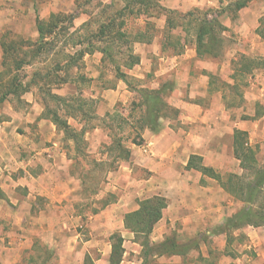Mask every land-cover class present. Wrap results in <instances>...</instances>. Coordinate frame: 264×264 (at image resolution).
Here are the masks:
<instances>
[{
    "label": "rangeland",
    "instance_id": "obj_1",
    "mask_svg": "<svg viewBox=\"0 0 264 264\" xmlns=\"http://www.w3.org/2000/svg\"><path fill=\"white\" fill-rule=\"evenodd\" d=\"M202 1L207 2V5L198 7V0H173L171 2L186 7L185 10L176 9L173 11L185 14L189 10H191L190 12L199 10L200 14H208L207 18L216 20L227 28L222 36L221 57L216 59L208 57L198 58L199 60L192 62L190 68H187L189 69V79L184 75L185 73L179 76L183 93H176L175 86L174 88L172 86V92L165 93V101L168 105L174 107L173 105L177 103L178 98L182 95L184 102L205 107V110H208L206 114L210 113L212 116L218 117V120L223 123L222 128L224 129L227 126V129L225 128L219 133L222 148L219 166L222 171L218 173L225 179L233 174L243 178L248 177V181L254 182V176L247 174L241 169L240 161L234 157L231 149H228L230 147V145L228 146V138L233 135L232 128L238 130L237 127H234L235 122L250 123L251 125H248L247 129L250 134L251 148L257 152L259 165L264 167V40L256 33L260 27L261 19L264 18V0H257L251 3L247 8L240 11L236 17L228 10L229 6L234 4L236 0ZM166 2L169 1L161 0V4ZM123 6L124 4L121 0H0V48L3 40L7 43L16 42L18 45L22 41L35 44L39 39L36 25L37 17L41 21L49 22L52 16L56 15L65 23L61 26L67 28V31H57L55 35L47 39L51 43L52 41L55 42L54 50L51 53H45L33 66L26 67L19 73L20 80L28 83L35 72L40 71L46 74L49 70H53L54 64H57V62L64 65L67 54L74 53V50L82 48L78 46L73 49L74 43L78 42L80 38H82L84 42L83 48H85L89 43L86 41L87 38L90 34L97 31L99 26L97 22L108 16H114ZM19 7L23 9H19ZM124 21V30L130 34V39H133L137 32L144 31L145 22L148 21L155 26L154 30L150 27L148 29V31L150 30L149 34L151 33L157 39L154 46H160L162 42L166 43L165 17L147 19L145 16L128 15L124 18ZM180 30H175L172 33L173 37L179 36ZM190 30L188 29V31ZM188 41V48L195 49L193 39L190 37ZM92 42L95 46H104L97 41L93 40ZM133 48L134 52L139 55L142 51H145L146 47L134 44ZM126 49V47H123L122 52L126 51ZM24 50H20L21 55L22 52L23 54L25 53L27 55L26 59L30 60L31 51L34 48L26 47ZM0 51V55L3 58L2 49ZM165 51V56L174 53V50L167 48L166 44ZM241 57L261 62L260 68L254 70L248 76L246 83L232 79L234 74L233 62L239 58L241 59ZM123 58V56L117 54L116 60L123 65ZM97 60L94 58L84 59L79 64L80 70H73L70 73V77H66V72L59 74L61 77H66L68 84L57 86L52 83L48 87L53 94H58L64 98L73 96L78 100H93L89 104L91 108H88L90 119L82 123H84L85 129L90 134L94 133L93 127H98L99 132L97 131L96 134L108 137V139L102 136L96 137L98 140H103L101 142L104 143L100 148L95 147L92 149L91 143L84 141L85 136L84 140L80 141L77 149L70 150V157L79 160L83 164L82 168L76 167L73 171V174L81 178V182L84 184L82 199L74 204L73 209L71 208L70 210L75 214V217L77 215L81 218L78 221L71 218L66 220L56 218L49 222L40 221L39 226H43L44 231L38 229L37 236H34V238L31 236V249L21 254H11V260L8 264H102L103 252L101 250L106 247L108 236L110 239L113 234H117L112 232L114 228L111 224H108L107 227L104 226V220L96 219L106 200H111L113 203L118 197L110 194L103 197L105 199L102 200V185L106 183L108 172L117 170L118 163L123 159L120 156L119 143V146L126 150L131 144H142L141 136L144 130H142L139 120L143 111L139 108V95L131 91L130 88H127L129 93H124L126 95L125 101H118L112 110L106 91L116 87L119 82L116 79L114 66L108 60L99 65L96 63ZM149 66L151 72H143L146 77L142 81L135 77L136 70L130 73L128 72L129 70L122 68L125 73L130 74L129 84H131V88L136 90L142 88V86L147 89L157 88V83L160 82L157 71L161 67V57L153 58ZM204 68L212 70L214 77L208 78L209 88L204 95L205 97L198 95L191 100L189 97L192 90H195L196 83L198 89L203 86L198 77L204 72L208 73L204 71ZM3 72L4 69L1 67L0 79L3 78ZM7 80L9 78L5 77L3 83L7 82ZM172 82L174 81L162 80L161 86ZM191 82L192 84H190ZM32 93L35 100L43 105L42 101L45 97L39 92L38 88L32 89ZM200 94H204V92ZM48 102L52 108L56 105L50 101ZM228 105H230V109H226ZM5 106L6 104H3L0 107V120L6 118L4 113ZM20 108L26 109L23 102H20ZM181 113L180 111L181 116L179 115L178 118L162 120L161 124L170 122V127L177 131L180 128L179 119L182 117ZM59 114L63 118H67L63 107H60ZM198 114L200 113L198 112ZM200 116L202 117V115ZM253 119L259 120L252 125ZM69 120L70 118H68ZM79 121L77 120L75 123L70 120V123L77 129H81V125L78 124ZM183 126L187 128L186 125ZM186 131H188V128ZM59 135L62 147L68 150L69 142L66 140L65 135L63 133H59ZM212 143L214 142H211V140L207 141L208 146H212L210 145ZM89 149L92 152L91 154ZM133 175L137 178H142L150 174L138 171L134 172ZM211 184H214V182ZM21 195L24 197V194L21 193ZM227 203V200L224 201L226 208L229 207ZM242 207L243 204L239 202L236 210L239 211ZM29 227L32 228V225H29ZM102 228L104 229V234L101 231ZM246 229L241 233L235 234V242L230 247L231 253L235 255L234 257L226 255L224 249L219 250L218 244L225 240L224 236H212L214 238L209 239V241L214 243L215 247L210 248L213 253L206 261H200L198 253H193L185 260L177 258L168 261V264H228L230 261L233 262L231 264H243L246 260L254 263L258 258L253 251L248 250L249 239L244 240V243L240 244V237H237L238 234L247 236ZM106 230H109V235H107L108 232ZM176 234L180 235V233ZM201 236H206L205 231L197 234V237ZM135 248L127 244L126 251L128 256L123 260L126 264H138L139 255L136 257L131 252Z\"/></svg>",
    "mask_w": 264,
    "mask_h": 264
},
{
    "label": "crops",
    "instance_id": "obj_2",
    "mask_svg": "<svg viewBox=\"0 0 264 264\" xmlns=\"http://www.w3.org/2000/svg\"><path fill=\"white\" fill-rule=\"evenodd\" d=\"M168 1L162 4L168 10L186 9V7L174 2L175 6L171 2L173 0ZM197 3L198 7L207 5V2L202 0H198ZM19 9L23 8L19 7ZM188 32V30H180L183 38ZM156 40L154 39L152 44H138L146 47L145 51L139 55L136 54L140 57V64L128 72L133 73L136 70L135 77L142 81L146 77L143 72H151L149 65H151L153 58L161 57V67L157 71L160 82L157 83L156 89L151 88V90L160 89L162 80L174 81L172 83H175L173 85L175 92L181 94L183 90L179 76L185 73L184 75L188 78L189 69L187 68H190L192 62L199 60L196 45L194 44L195 49L186 47V51L181 55L165 56L164 43L162 42L160 46H154ZM85 57V60L88 58L98 59L96 63L99 65L105 62V57L100 52ZM2 61L3 58L0 55V68ZM204 71L208 73L204 72L198 77L203 86L198 89L196 83L195 90H192L189 97L191 100L198 95L205 97L204 95L208 91V78L214 74L209 68H204ZM126 74L130 75L129 73ZM118 82L116 87L106 91L112 110L118 101H125L126 95L124 93H129L127 84L120 80ZM200 90L204 94H200ZM183 98L180 95L177 103L173 105L182 112V117L179 119L180 128L174 131L170 127V122L165 123L163 121L164 123L161 124V129L158 132L145 129L141 136L142 144H131L127 148L130 151L128 159H121V162L118 163V169L109 171L106 183L102 185V200L105 199L103 197L110 194L118 197L112 204L105 208L102 207L96 219L104 220V226L108 227V224H111L114 228L112 232L123 237L125 248L123 260L128 256L126 247L127 244H130L131 247H136L131 252L136 257L139 255L138 264L143 263L140 258L142 249L135 242V235L125 228L124 218L128 213L139 209V201L156 196L165 198L168 207L151 236L154 243H162L166 237L175 233H180L177 236L186 241L197 237L199 232L205 231V234H208L207 241L202 242L199 249L191 254L198 253L200 261H206L213 253L210 248L215 247V244L209 241V239L214 238L212 236H224L225 240L221 241L218 247L219 250H226V236L217 235L215 230L238 212L236 208L239 202H233V198L221 188L218 182L204 177L200 172L193 169L187 170V166L191 157L197 156L202 158L204 167L212 168L217 173L221 172L219 158L222 148L219 133L225 128L227 129V126L223 129V123L218 120V117L212 116L210 113L206 114L208 110H205V107L186 103ZM20 102L24 103L26 109L20 108ZM5 104L6 118L0 120V190L4 196L0 199V264L10 263V255L13 253L21 254L31 249V236L34 238L38 234V229L43 230V226H39L40 221L49 222L56 218L59 220L71 218L78 221L81 217L77 215L75 217V214L70 210L73 209L74 204L81 201L82 188L84 187L81 178L73 174L74 168L83 167L79 160L70 157V150L76 149L74 142L68 141V150L62 147L59 135L61 132L50 120L42 118L44 105L35 100L32 91L24 94L20 100L10 96ZM70 120L77 122L71 118ZM70 120L69 125L72 126ZM258 120L253 119L252 125ZM78 124L81 125V129L72 127L80 132L85 126L80 121ZM183 125L187 126L188 131ZM248 125L251 124L243 123V121L234 123L235 128L237 127L238 130L247 134V144L251 147ZM93 128L94 133L90 134L87 131L84 141L90 142L92 149L100 148L104 142L96 137L102 136L105 139L108 137L98 136L96 134L98 127ZM234 132L235 129L232 128L233 135L228 138V146L230 145L228 149H231L233 155ZM208 140L214 142L210 144L212 146L207 145ZM89 153H92L91 150ZM138 171L150 175L137 178L133 173ZM213 182L214 184H211ZM21 193L24 194V197ZM226 200L229 206L227 208L224 204ZM29 225H32V228ZM101 231L104 234L103 228ZM106 231L109 235V230ZM245 232L250 243L248 250L253 251L258 259L254 263L246 260L243 264H264V227H247ZM107 239L106 247L101 250L103 252L102 264H108L111 254L109 236ZM177 258L186 259L163 257L158 259L155 264H168V261ZM231 263L233 262L230 261L228 264ZM121 264L126 263L122 261Z\"/></svg>",
    "mask_w": 264,
    "mask_h": 264
},
{
    "label": "trees",
    "instance_id": "obj_3",
    "mask_svg": "<svg viewBox=\"0 0 264 264\" xmlns=\"http://www.w3.org/2000/svg\"><path fill=\"white\" fill-rule=\"evenodd\" d=\"M257 0H236L234 4L229 6L228 10L234 14V17L247 8L251 3ZM124 4L123 8L118 10L114 16H108L103 20H99L97 31L90 34L86 41L88 45L83 48L84 42L82 38L74 43L73 49L82 47L80 50H74V53L65 56L66 62L63 65L60 62L54 64L53 70H49L46 74L35 72L32 79L28 83H24L19 78V73L26 67H31L36 61L41 59L45 53L54 50L55 42L52 43L47 40L48 37L53 36L57 31H67L63 28L65 23L62 22L56 15H53L49 22H44L36 19L39 39L35 44L29 42H12L7 43L4 40L1 43L3 61L2 67L4 69L3 78L0 79V107L5 104L10 96H14L18 100L26 94L30 93L32 89L38 88L39 92L44 95L42 101L44 105L43 119L50 120L57 128V130L65 135L67 141H72L77 149L80 141L84 140L85 134L88 130L85 128L78 132L71 125H69L68 118L74 120L89 121L90 111L93 100L76 99L75 97H60L53 94L48 87L50 84L61 86L68 84L66 77H70L73 70L79 71V64L86 55H92L95 52H100L104 55L105 60H108L114 66L116 78L127 84L131 91L139 95V108L143 111L139 120L142 130L150 129L153 132H158L161 129L160 121L162 119H175L180 115V111L165 101V93H171L173 88L172 83H167L161 86L158 90L151 89H134L129 84V76L122 70H132L140 64V57L134 52V44H152L154 42V35L149 34V27L155 29L153 24L145 22V30L136 33L133 39L125 29L124 18L126 16H145L147 19L166 18V26L164 33L166 34L167 48L174 50L173 55H181L188 47L190 37L196 45V52L198 58H219L222 50V36L227 30L222 24L216 20L207 18L208 14H200L199 10L189 12L187 14H180L176 11L168 10L161 4V0H121ZM103 17V16H102ZM193 27V31L192 28ZM195 26V29H194ZM181 29L183 31L191 29L185 38L181 34L173 37L172 33L175 30ZM262 40H264V18L261 19L260 27L256 31ZM97 41L102 47L95 46L92 41ZM34 48L31 51V59H26L27 55L20 50ZM123 47L126 51L122 52ZM116 53V54H115ZM117 54L123 56L124 64L121 65L116 60ZM261 62L254 59H247L241 57L233 62L234 74L232 79L235 81L245 82L246 79L254 70L259 69ZM66 72V77L59 76L60 73ZM5 77L9 80L3 83ZM213 78V75L209 76ZM83 80V78H82ZM246 83V82H245ZM48 89V90H47ZM56 105L52 108L49 102ZM60 107H63L67 118H63L59 114ZM89 108V109H88ZM230 109V105L226 109ZM120 145V143H119ZM120 156L127 160L130 156V151L119 146ZM234 157L240 161L241 169L247 174L254 176V182L247 180L248 177H239L236 175H229L226 179L217 173L214 169L204 167L202 165V158L192 156L187 170H195L200 172L204 177L210 178L218 182L221 188L230 195L235 201L241 202L243 207L232 217L228 218L226 223L216 228L217 235L226 236V250L225 254L234 257L231 253L230 247L235 242V234L241 233L245 228H259L264 227V167L259 165L257 159V152L247 144V134L235 130L234 132ZM3 193L0 190V199ZM112 204L111 200H107L103 204V208ZM139 209L135 212L128 213L124 218L125 228L135 235V242L141 247L142 264H155L158 259L163 257H182L187 258L192 252L197 251L202 242H206L208 235L204 237H194L188 240H181L177 234H172L165 238L162 243H154L151 236L156 225L162 220L163 213L168 207V202L165 198L156 196L138 202ZM240 237V244L247 240V236L238 234ZM239 241V240H238ZM111 254L108 264H121L125 254L124 239L120 234H113L110 237Z\"/></svg>",
    "mask_w": 264,
    "mask_h": 264
}]
</instances>
